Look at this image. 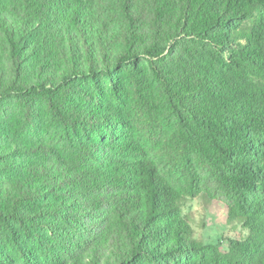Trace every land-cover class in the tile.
Instances as JSON below:
<instances>
[{
    "label": "trees",
    "instance_id": "16d2710c",
    "mask_svg": "<svg viewBox=\"0 0 264 264\" xmlns=\"http://www.w3.org/2000/svg\"><path fill=\"white\" fill-rule=\"evenodd\" d=\"M150 84L176 179L118 108ZM194 161L247 232L226 250L181 218ZM0 224L23 264H264V0H0Z\"/></svg>",
    "mask_w": 264,
    "mask_h": 264
},
{
    "label": "rangeland",
    "instance_id": "374dc122",
    "mask_svg": "<svg viewBox=\"0 0 264 264\" xmlns=\"http://www.w3.org/2000/svg\"><path fill=\"white\" fill-rule=\"evenodd\" d=\"M114 24L115 21H111V25ZM128 87L126 90L125 87L118 89V95H115L119 111L127 122L128 133L143 145L148 157L158 163L163 176L176 179L180 166L172 158L174 150L171 149L168 153L161 150L164 137L171 131L172 125L163 114L157 89L150 84L148 94L152 111L146 112L135 101ZM9 114L18 131V107H12ZM191 168L194 179L196 178L193 188L188 190L186 181L189 180L184 177L177 180V183L184 196L181 218L191 227L194 239L203 245H214L222 250H226L229 241L244 240L247 232L241 224L228 220L227 205L230 204V197L201 164L194 161ZM11 227L8 229L0 224V264H23L18 255V225L13 224ZM23 238L26 245L34 249L31 237L24 233Z\"/></svg>",
    "mask_w": 264,
    "mask_h": 264
}]
</instances>
